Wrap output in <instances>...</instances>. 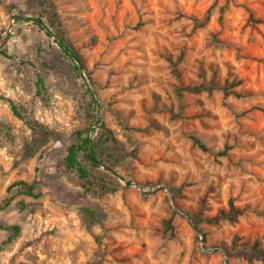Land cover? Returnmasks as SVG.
<instances>
[{"label":"rangeland","instance_id":"374dc122","mask_svg":"<svg viewBox=\"0 0 264 264\" xmlns=\"http://www.w3.org/2000/svg\"><path fill=\"white\" fill-rule=\"evenodd\" d=\"M78 133L103 162L81 157L89 190L64 160ZM13 196L0 264H264L233 246L264 248V0H0V205ZM231 202L243 214L219 219Z\"/></svg>","mask_w":264,"mask_h":264},{"label":"trees","instance_id":"16d2710c","mask_svg":"<svg viewBox=\"0 0 264 264\" xmlns=\"http://www.w3.org/2000/svg\"><path fill=\"white\" fill-rule=\"evenodd\" d=\"M32 21L35 22V24L41 29V31L45 32V34L48 37H51L54 39L55 44L58 46V48L71 60L73 61L74 64H76V66H79V68L81 66V59L80 56L77 52L76 49H74V47L70 46L68 43H66L64 40H62L60 38V36L54 34L50 29H48V27L46 26L45 22L41 19V18H37V19H30ZM199 26H203V25H199ZM2 55L8 57V55L5 52H1ZM169 62L171 64H173V66L176 68V63L173 62L172 58L168 59ZM182 60V59H180ZM38 85L40 86L41 90H44V81L41 77L38 78ZM237 84H227L226 87L224 88V92L226 95H235V96H239L237 91H233L231 92L230 90L233 88H236ZM210 90L209 86L206 83H202L196 87H188L186 89H184L183 91H190V92H194V93H199L202 91H207ZM11 104V108L13 110V113L20 118L21 120H26L25 116L23 115V113L21 112V110L19 109V107L14 104L13 101H10ZM78 139L79 142L72 144L68 150H67V154L65 157V163L66 166L69 170L72 171H76L79 175V177L85 181V189L89 190L88 186H91V172L90 170L83 165L82 161H81V157L85 158L91 165L92 167L99 169L102 165L103 162L98 161L95 157L94 154V150L92 149V140L88 137H83L82 133H78ZM113 143H117V140H111ZM195 142L201 146V148L205 149L206 147H204L199 140L195 139ZM106 185V184H105ZM103 185V188H106V186ZM15 192L16 196H25V197H29V198H33V199H37L40 197V194L36 193V185L35 184H31L28 183L26 181H18L13 183L9 189L8 192L11 193L13 191ZM14 197H10L7 198L1 205H0V212H2L3 210H5L6 208H8L13 200ZM243 214V212L236 208L234 206V204L231 202L230 204V209L228 212L226 211H221L219 214V219H226V220H230V221H235L236 219H238L241 215ZM167 227L169 229H173L171 220L166 222ZM0 230H11L14 233V236H17L20 233V227L19 226H15V227H7L4 226L2 224H0ZM13 238L10 239V241ZM233 246H234V250L236 251V253L240 256H242L243 258L249 260V261H253V260H259L264 262V248L261 247L259 242H255L253 245H250L248 243H243V244H238V242H233Z\"/></svg>","mask_w":264,"mask_h":264},{"label":"water","instance_id":"95a60500","mask_svg":"<svg viewBox=\"0 0 264 264\" xmlns=\"http://www.w3.org/2000/svg\"><path fill=\"white\" fill-rule=\"evenodd\" d=\"M129 184H131V183H129Z\"/></svg>","mask_w":264,"mask_h":264}]
</instances>
